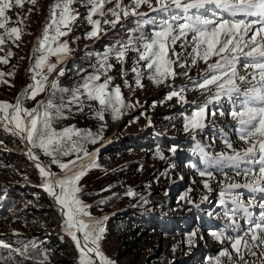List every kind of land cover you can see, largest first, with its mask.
Returning <instances> with one entry per match:
<instances>
[{
  "label": "rangeland",
  "instance_id": "rangeland-1",
  "mask_svg": "<svg viewBox=\"0 0 264 264\" xmlns=\"http://www.w3.org/2000/svg\"><path fill=\"white\" fill-rule=\"evenodd\" d=\"M56 2L36 0L33 4L31 0H22V6L18 7L12 0L13 6L5 13L9 17L7 27H18L22 32L19 40L6 37L5 44L0 45V60L7 59V63L0 62V73H5L0 78V102L15 104L17 97H20L24 108L34 109L40 101L51 99L56 106L64 105L61 108L62 117L53 119V127L57 131L72 126L81 132L90 131L94 136H99L96 143H85L87 151L95 153L89 170L79 182V197L89 206L86 210L93 220H103L105 233L100 248L105 257L111 264H209L221 249L229 247L231 250L227 243L217 242L211 233L224 229L225 235L230 233L235 236L236 231L225 228L229 222L224 215L228 208L235 207L233 199L239 198L244 204L250 200L258 204L264 201V193L252 192L244 187L228 189L229 183L249 182L250 178L240 174L249 167L246 164H241L240 173L231 167H225L223 172L209 167L214 176L208 181L210 190L203 186L207 178L199 175L210 162L206 161L205 153L212 159H218L221 153L231 155L234 150L247 147L239 139V125L233 120L230 110L223 108L235 103L238 110L243 101L242 94H221L214 99L217 91L214 85L207 90L196 87V83L208 74V65L215 63L219 57H212L207 64L198 60L193 65L190 47L189 55L184 56L185 48L181 47L184 42L178 41L173 47L177 53H181L180 63L186 64V67L174 64V71L178 75L166 79L162 84H155L146 75L142 76L143 87H137L135 73L131 69L138 66L142 72L147 71L144 62L137 65L138 52L135 47L140 44L139 38L151 36L165 19L171 21L173 14L183 13L177 12L174 6L169 12L153 11L145 4L138 10L141 14L145 12L143 15L121 16L118 24H105V19H114L108 12L115 6L113 0L105 5V16L94 17L101 20L99 36L89 38L88 33L92 30L87 20L90 5L86 0H74L72 8L78 19L73 23L69 35L61 38L68 42L70 52L62 62H57L55 56L49 58L57 63V67L51 74L45 69L44 74L48 75L45 90L35 99L25 98L23 93L26 87L35 82L32 79L34 62L42 54L33 52V49L38 47L45 27L51 23ZM151 2L153 7H158L155 0ZM122 3L128 6L131 0H122ZM213 12L217 13L215 17ZM198 14L219 19L214 6L200 9ZM0 34H3L2 29ZM130 37L136 44L127 51L125 60L118 62L114 54L108 59V63L113 65L107 73L112 78L109 89L118 86L126 105L119 118L114 119L111 111H106L104 120H99L95 115L100 107L98 102L88 101L86 96L81 97L85 103L83 111L69 104L70 93L62 90H72L81 85L87 76L96 74L98 54L111 47H121ZM9 52L11 56H8ZM238 56L236 85L243 93L256 81L249 75L252 69L246 67L243 53H238ZM172 58L176 59L175 56ZM61 71L63 75H58ZM185 71L187 75L183 74ZM239 76H246L247 81L241 82ZM103 80L104 76L101 75L99 82ZM53 82L58 84V89L51 88ZM172 91L180 92L183 99L173 97L169 100ZM210 98L212 102L207 103L204 126L194 132L186 130L185 118ZM52 111L55 116V110ZM9 136V132L0 126V241L10 245L9 248L0 247V264H39L45 257L46 264H79L75 242L64 231L60 209L56 208L52 197L41 186L39 170L29 160L26 147L20 144V149H16ZM226 142L232 143L233 148H227ZM172 148L176 149L175 153L171 151ZM33 153L53 174L63 175L42 150L33 149ZM57 158L68 162L75 159V154L67 157L57 154ZM130 190L135 196L127 195ZM49 199H52L51 203ZM8 200L9 205L4 211L3 206ZM249 211L254 219L259 220V214L264 210L249 207ZM133 216L146 217L155 222H175V234L170 235L157 228L154 234L145 231L140 223L130 218ZM234 219L241 231L248 227L242 211L237 212ZM188 221L187 227L183 225ZM126 226L134 241V252H130L121 240V236L126 235ZM78 237L82 238V234ZM44 248L48 249L42 252ZM29 250L41 251L42 259L30 257ZM254 251L256 255L245 256L247 264H264L261 250L256 248Z\"/></svg>",
  "mask_w": 264,
  "mask_h": 264
},
{
  "label": "snow or ice",
  "instance_id": "snow-or-ice-1",
  "mask_svg": "<svg viewBox=\"0 0 264 264\" xmlns=\"http://www.w3.org/2000/svg\"><path fill=\"white\" fill-rule=\"evenodd\" d=\"M14 2L18 7L22 6V0H14ZM112 2L113 0H86V3L90 5L87 20L92 29L88 33L89 38L99 36L101 20L94 19V17L105 16V5ZM31 3L35 4L36 0H31ZM73 3L74 0H57L53 5L51 23L45 27L42 38L38 41V47L33 49V52L42 54L34 62L32 79L35 82L26 87L23 93L25 98L35 99L45 90L48 80V75L44 74L45 69L48 74H51L57 67V63L51 62L49 58L55 56L57 62H62L70 52L68 42L62 41L61 38L69 35L73 23L78 19V15L72 8ZM145 4L153 11L163 12H169L174 6L175 10L183 15L173 14L171 21L165 19L151 36L139 38L140 44L135 47V51L138 52L137 65L144 62L147 71L142 72L138 66L131 69L135 73L136 86L143 87L142 76L145 75L153 83L162 84L166 79L175 78L178 75L174 71V64L179 63L180 67H186V64L180 63L181 53H177L173 47L178 41L184 42L181 44V47L185 48L184 56L189 55L188 48L190 47L193 65L198 60L207 64L212 57H219L215 63L208 65V74L196 83V87L200 90H207L214 85L217 89L214 99H218L221 94H242L243 101L240 108L231 111L230 115L239 125L237 129L239 139L247 147L240 151L234 150V154L231 155L221 153L218 159H212L205 153L206 161L210 162L208 167L199 172V175L207 178L203 186L210 190L208 181L214 176L213 172L208 170L209 167L219 169L221 172L225 167H231L240 173L241 164H246L249 167L240 174L250 178L249 182L229 183L228 189L244 187L252 192L264 193V0H188V2L185 0H155L158 7H153L151 0H131L128 6L123 5L122 0H115V6L108 9L114 19H105L103 22L115 25L120 22L121 16L125 18L129 15L141 16L143 14L138 10ZM206 5H213L221 14L220 18L210 19L198 14V10L204 9ZM12 6V0H0V29L3 30V34H0V45L5 44L6 37L15 38V40L21 38V28L7 27L9 17L5 13ZM216 15L217 13L213 12V17ZM189 36L190 44L188 43ZM135 44L136 41L130 37L128 42L122 44L121 47H111L104 53L98 54L99 67L96 74H90L81 85L72 90H62L64 93H70L71 99L68 103L76 105L80 111H83L85 103L81 97L86 96L88 101H96L100 106L96 110V118L103 121L104 112L111 111L113 118L118 119L121 110L126 105L118 86L109 89L112 78L107 73L112 70L113 65L108 63V59L114 54L116 60L122 63L127 51L132 50ZM245 48L248 51L245 52ZM238 53H243L247 61L246 67L252 69L249 75L252 80L256 81L243 93L236 85L235 65L239 59ZM11 55L12 53L9 52L8 56ZM172 56L176 59L174 60ZM0 62L7 63V59H2ZM183 74L187 75V72ZM4 75L5 73H0V78ZM58 75H63V71ZM101 75L104 76L103 82H99ZM225 77H228L227 80L224 79ZM238 79L241 82L247 81L246 76H239ZM51 88L58 89V84L53 82ZM173 97L183 99L181 93L177 91H172L168 99L171 100ZM211 102L210 98L190 117L185 118L186 130L194 132L204 126L207 103ZM62 107L64 105H54L51 99L40 101L34 109L24 108L20 97H17L15 104L0 102V126L30 145L27 154L37 161L36 167L42 177L41 186L61 210L64 217V228L77 247L79 264H95L94 257L98 258L99 264H111L100 248V241L105 233L103 220H93L86 210L89 206L85 205L79 197L81 192L79 182L91 166L85 161H92V154L85 148V143H96L99 136H94L90 131L81 132L72 126L57 131L53 127V119L62 117ZM226 147L232 149L233 145L226 142ZM33 149L42 150L45 156L51 158V163L61 169L63 175L57 176L51 172L50 168L42 165L39 162V156L33 153ZM171 151L175 153L176 149L172 148ZM201 152L203 153V149ZM57 154L65 157L75 154V159L62 162L57 158ZM161 159H163L162 155ZM127 195L132 197L135 193L130 190ZM232 203L235 207L228 208L224 213L229 222L225 228H230L237 234L235 236L230 233L225 235L224 229L211 233L217 242L227 243L231 250L229 247L221 249L217 257L209 261V264H240V262L247 264L245 256L247 254L256 255L254 251L256 248L261 250V256L264 257V211L259 214V220L254 219L249 211V207H259L264 210V201L254 204L250 200L248 204H244L236 198ZM241 211L248 223V227L242 231L234 219L236 213ZM77 233L82 234V238L78 237ZM189 243H191V238H189ZM0 247L9 248L10 245L0 241ZM33 247H35L34 243ZM46 261L47 257L39 264H46Z\"/></svg>",
  "mask_w": 264,
  "mask_h": 264
},
{
  "label": "trees",
  "instance_id": "trees-1",
  "mask_svg": "<svg viewBox=\"0 0 264 264\" xmlns=\"http://www.w3.org/2000/svg\"><path fill=\"white\" fill-rule=\"evenodd\" d=\"M10 134V140L13 141L16 149H20V143L19 141L13 137V135L9 132ZM1 164V163H0ZM9 200L6 201V204H4L3 206V209L4 211H6V207L9 205L8 204ZM49 202L51 203L52 200L49 199ZM130 218H133V220L137 221L138 223H140L141 227L145 230V231H152L151 233L154 234V232L158 229L162 230L163 232H166L170 235H174V231L176 230L177 228V225L175 224V222H170L169 220L167 221H162V220H156L153 221L149 218H146V217H143L142 219L140 217H130ZM190 218V217H189ZM126 223H128V221H126ZM189 224V221L186 222L185 225L187 227V225ZM127 228L128 226H126L124 228V233H126V235H123L121 236V240L123 243H125L129 248L130 252H134V241L133 239L130 237L131 235H129V233L127 232ZM157 228V229H155ZM144 234V232H143ZM48 248H44L42 249L41 251L44 252L46 251ZM40 251V252H41ZM40 252H37V251H31L29 250V256L34 258V259H38V260H41L42 259V256H41V253Z\"/></svg>",
  "mask_w": 264,
  "mask_h": 264
},
{
  "label": "bare ground",
  "instance_id": "bare-ground-1",
  "mask_svg": "<svg viewBox=\"0 0 264 264\" xmlns=\"http://www.w3.org/2000/svg\"><path fill=\"white\" fill-rule=\"evenodd\" d=\"M26 145H27V144H26ZM25 147H26V149H25V150H26V153H28V152H27V146L24 145V148H25ZM94 153H95V152H94ZM94 153L92 154V160H93V158H94ZM32 162H33V163L35 164V166H36L37 161H35V160L32 159ZM39 162L43 165V163H42L41 161H39ZM85 163L90 164L91 161H87V160H86ZM55 205H56V204H55ZM56 208H59V206L56 205ZM59 209H60V208H59ZM60 211H61V210H60ZM62 221H63V227H64V217H63V220H62ZM64 231H66L65 228H64ZM79 234H80V233H77L78 236H79ZM76 248H77V247H76ZM94 259H95V263L99 264V260H98V258H95V257H94Z\"/></svg>",
  "mask_w": 264,
  "mask_h": 264
},
{
  "label": "water",
  "instance_id": "water-1",
  "mask_svg": "<svg viewBox=\"0 0 264 264\" xmlns=\"http://www.w3.org/2000/svg\"><path fill=\"white\" fill-rule=\"evenodd\" d=\"M108 33V32H107ZM14 136V135H13ZM19 142H20V144L23 146V145H25V146H28V145H26L27 143L25 142V141H22L18 136H14ZM28 148L29 147H27V152H28ZM29 156V155H28ZM29 159H30V161H32V158L29 156ZM54 201V200H53ZM55 203V202H54Z\"/></svg>",
  "mask_w": 264,
  "mask_h": 264
}]
</instances>
